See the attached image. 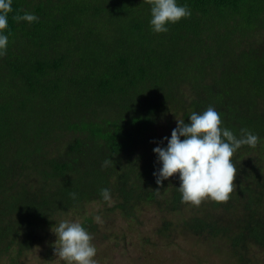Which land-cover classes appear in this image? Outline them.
<instances>
[{
    "label": "trees",
    "instance_id": "trees-1",
    "mask_svg": "<svg viewBox=\"0 0 264 264\" xmlns=\"http://www.w3.org/2000/svg\"><path fill=\"white\" fill-rule=\"evenodd\" d=\"M177 2L191 15L156 33L148 0H12L0 56V264H65L52 231L62 220L87 228L96 264H122L130 248L134 264H174L173 249L191 255L193 242L226 264H264V0ZM26 12L37 19H18ZM209 106L237 137L259 140L234 153L230 198L194 206L178 174L156 184L152 149L176 119Z\"/></svg>",
    "mask_w": 264,
    "mask_h": 264
},
{
    "label": "clouds",
    "instance_id": "clouds-1",
    "mask_svg": "<svg viewBox=\"0 0 264 264\" xmlns=\"http://www.w3.org/2000/svg\"><path fill=\"white\" fill-rule=\"evenodd\" d=\"M150 6L149 24L156 33H166L168 25L191 15V9L177 0H148ZM12 12V0H0V56H3L9 44L7 30L9 13ZM27 22L37 19L35 14L26 12L22 17ZM237 137L232 130L223 126L220 114L209 106L202 112L192 111L188 122L176 119V126L170 136L162 137L161 146L157 143L152 151L160 167L154 170L155 182L160 185L174 174H178V191L181 201L198 206L203 199L226 202L234 191V178L237 169L232 157L236 150L247 144L255 147L259 137L244 129ZM109 161H105L107 165ZM103 199L109 200L107 188L100 190ZM76 198L77 193H70ZM98 219V218H97ZM56 254L65 264H96L94 257L97 249L92 236L81 223L71 220L60 221L54 230ZM55 240V241H56Z\"/></svg>",
    "mask_w": 264,
    "mask_h": 264
},
{
    "label": "rangeland",
    "instance_id": "rangeland-1",
    "mask_svg": "<svg viewBox=\"0 0 264 264\" xmlns=\"http://www.w3.org/2000/svg\"><path fill=\"white\" fill-rule=\"evenodd\" d=\"M154 215V212L151 210H146L142 214V218L144 216L145 219H143V231L147 234H151V229L154 228L156 223L154 222L156 219L151 216ZM114 222L115 226L121 225V221L119 219H113L112 221L108 222V225L111 227L112 223ZM122 226V225H121ZM194 226V224H193ZM194 234V233H190ZM181 239L178 240V243L180 245H184L185 242ZM193 251L191 252V255L185 254L183 250H181L178 247H175L173 252H175L176 260L174 261V264H226L223 260H221L220 257H218V254H216L207 244L205 243H198L193 242ZM132 247V246H131ZM130 253V257L129 254ZM129 253L127 254L130 259L127 257L124 258V261L122 264H134L138 260V252L132 248L129 249ZM35 258V257H34ZM220 258V259H219ZM113 257L110 258V261L112 264H119V261L114 259ZM144 262V260L142 261ZM141 262V263H142ZM29 264H37V259H32ZM140 264V263H139ZM168 264V263H166Z\"/></svg>",
    "mask_w": 264,
    "mask_h": 264
}]
</instances>
